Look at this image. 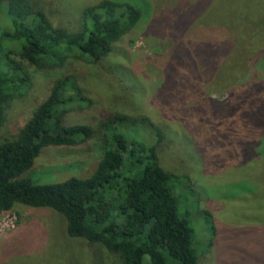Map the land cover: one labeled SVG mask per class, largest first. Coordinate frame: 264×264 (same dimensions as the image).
Masks as SVG:
<instances>
[{
	"label": "rangeland",
	"instance_id": "1",
	"mask_svg": "<svg viewBox=\"0 0 264 264\" xmlns=\"http://www.w3.org/2000/svg\"><path fill=\"white\" fill-rule=\"evenodd\" d=\"M29 1L54 27L74 32L82 12L103 0ZM111 1L133 2L143 17L106 58L27 67L31 84L9 104L0 137L16 135L62 76L88 101L69 106L65 122L88 125L93 136L42 148L23 177L40 185L88 177L103 156L102 122L146 118L170 141L158 152L161 167L184 178L173 190L197 264H264V0ZM130 128L132 140L156 143L146 123ZM0 264H121V257L69 238L51 209L16 206L0 216ZM143 264H151L147 256Z\"/></svg>",
	"mask_w": 264,
	"mask_h": 264
},
{
	"label": "trees",
	"instance_id": "2",
	"mask_svg": "<svg viewBox=\"0 0 264 264\" xmlns=\"http://www.w3.org/2000/svg\"><path fill=\"white\" fill-rule=\"evenodd\" d=\"M142 17L133 2L103 0L86 8L79 30L70 32L54 27L29 0H0V131L9 104L31 84L28 66L50 70L68 59L98 62ZM76 102L88 101L71 76H62L16 135L0 137V216L16 206L47 208L64 217L69 238L98 243L119 254L121 264H143L144 256L151 264H197L193 230L173 190L184 178L161 167L158 152L170 141L148 119L102 122L103 156L88 177L48 185L23 177L42 148L74 147L92 138L90 126L65 122ZM138 123L154 132V145L129 137L128 129ZM248 124L262 130L261 121L251 118ZM126 161L133 164L128 170Z\"/></svg>",
	"mask_w": 264,
	"mask_h": 264
}]
</instances>
